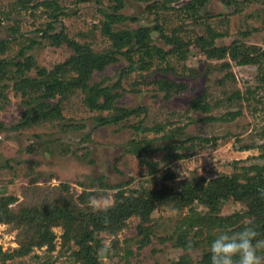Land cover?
I'll list each match as a JSON object with an SVG mask.
<instances>
[{"label": "rangeland", "instance_id": "374dc122", "mask_svg": "<svg viewBox=\"0 0 264 264\" xmlns=\"http://www.w3.org/2000/svg\"><path fill=\"white\" fill-rule=\"evenodd\" d=\"M191 1L122 0L116 10V0H0V46L5 47L0 59L32 58L35 66L27 73L32 78H40V68L50 71L73 54L69 40L54 44L49 35L63 31L97 52L109 49L111 41L102 29L106 12L125 17L113 24L115 29L149 27L152 44L161 50L147 68L126 76L130 61L123 55L95 72L92 82L111 87L121 83L113 91L119 94L114 107L136 109L114 124H104L101 117L116 110H91L86 94L76 90L63 100L60 122L17 127L30 107L29 97L0 74V212L9 197V209L38 208L39 215L65 198L82 204L83 195L88 205L105 208L115 204L119 190L178 189L195 177L209 183L264 165V60L240 64L199 40L212 28L223 34L215 40L217 48L238 43L243 51L258 54L264 48V0H208L196 13L186 11ZM135 60L139 62L138 55ZM160 82H167L170 91ZM176 85L186 87L177 91ZM195 99H202L207 111L192 107ZM135 143L151 150L138 157ZM247 209L244 202L230 199L221 215ZM209 211L196 200L183 207L157 206L148 223L130 216L116 233L98 234L102 246L110 249L107 256L99 252V260L171 264L189 255L196 263L209 247L185 248L181 233L187 222ZM18 224L0 222V264L81 263L79 246L64 242L60 225L52 226L53 248L35 245L28 254L16 253L31 245ZM207 233L194 222L188 237L198 241Z\"/></svg>", "mask_w": 264, "mask_h": 264}, {"label": "trees", "instance_id": "16d2710c", "mask_svg": "<svg viewBox=\"0 0 264 264\" xmlns=\"http://www.w3.org/2000/svg\"><path fill=\"white\" fill-rule=\"evenodd\" d=\"M116 1L118 4L115 9L117 10L120 8L119 5H122V0ZM207 2L208 0H192L185 5L186 11L196 13ZM54 19H59V13L54 14ZM124 19L125 17L119 16L118 13H105L102 29L110 39L111 46L101 52L95 51L88 43L70 39L63 31L55 36L49 35L54 44H60L64 39L69 40L73 54L65 62L50 71L40 68V78L27 76L28 71L35 66L32 58H27L25 61L0 59L1 76L12 79L14 88L22 91L24 96L29 97L26 102L30 107L24 113L23 122L16 126L27 127L34 124L60 122L64 119L63 100L72 97L76 90H82L86 94L85 104L91 110L117 111L109 117H101L104 124L119 123L136 112V109L114 107L119 94L113 91L116 90L117 86H121V83L117 82L111 87L92 82L95 72L103 71L108 65L115 63L119 55L125 56L130 61V66L123 71L124 76H126L133 71L147 68L153 61L154 54H161V50L152 44L149 27H140L135 30L113 28V24ZM222 36L221 32L209 28L208 36H199V40L204 46L218 49L224 54L229 53L231 58L235 61L238 60L240 64H262L264 48L258 54H253L249 50L243 51L237 45L238 43L232 44L230 47L217 48L215 40ZM168 40L171 41V38L168 37ZM4 48L0 46V52ZM24 54L21 52L20 55L23 56ZM240 54L241 57H239ZM135 55L140 58L139 62L135 60ZM160 83L162 88L170 91L165 86L167 82ZM174 87L179 91L180 89L184 90L186 86L176 85ZM169 88H172V85ZM57 96L61 99L57 102H51ZM201 101L202 99L193 100L192 107L207 111L208 107H202ZM149 150L151 148L148 146L141 147L140 143L133 145V152L138 157ZM241 178H244L245 181L241 182ZM63 186L64 189L68 190L66 185ZM261 188H264V165H254L242 175H224L209 183H206L205 178L195 177L184 182L178 189L167 186L160 189L144 188L133 190L130 194H126L124 190H119L115 204L105 208L88 205L83 195L81 196L82 204L65 198L59 201L60 204L52 203L50 207L43 209L42 214L39 215L38 208H24L20 212L9 209V204L13 202V198L9 197L3 203L6 210L0 212V222L12 221L14 224L19 222L18 228H23L30 238V247L23 245L15 251L16 253L28 254L31 247L35 245L47 244L53 248L55 234L52 226L60 225L64 229V242L74 241L79 246L82 252L79 257L80 264H101L98 254L100 248L104 246L98 237L100 232L116 233L126 225L127 218L133 215L140 216L142 222L148 223L152 211L160 205L183 207L199 200L202 205L209 207L210 211L196 219H191L192 222H187L188 227L181 233L180 244L185 248L193 249L200 244H205L209 250L205 251L201 260L196 263L189 255H185L171 264H211L210 244L219 234L216 231L217 228L235 233L242 230L246 223L251 220L255 229L260 233L259 238L264 239V198H261L260 195L259 189ZM230 199L244 202L248 208L247 211L233 213L231 216H222V205ZM194 222L195 225H200L208 230V233L198 241L188 237ZM33 226H36L35 232H33ZM200 231L203 232V228ZM0 254H3L1 249Z\"/></svg>", "mask_w": 264, "mask_h": 264}, {"label": "clouds", "instance_id": "9594fccd", "mask_svg": "<svg viewBox=\"0 0 264 264\" xmlns=\"http://www.w3.org/2000/svg\"><path fill=\"white\" fill-rule=\"evenodd\" d=\"M259 191L264 198V188ZM218 233L210 244L211 264H264V239L259 238L251 220L238 232L218 230ZM99 252L107 256L110 249L102 247Z\"/></svg>", "mask_w": 264, "mask_h": 264}]
</instances>
